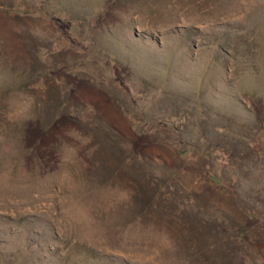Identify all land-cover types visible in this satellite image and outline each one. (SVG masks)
<instances>
[{"label": "rangeland", "instance_id": "rangeland-1", "mask_svg": "<svg viewBox=\"0 0 264 264\" xmlns=\"http://www.w3.org/2000/svg\"><path fill=\"white\" fill-rule=\"evenodd\" d=\"M0 264H264V0H0Z\"/></svg>", "mask_w": 264, "mask_h": 264}, {"label": "trees", "instance_id": "trees-1", "mask_svg": "<svg viewBox=\"0 0 264 264\" xmlns=\"http://www.w3.org/2000/svg\"><path fill=\"white\" fill-rule=\"evenodd\" d=\"M182 152H185V150L183 149Z\"/></svg>", "mask_w": 264, "mask_h": 264}]
</instances>
